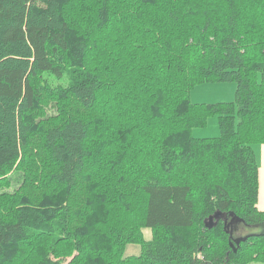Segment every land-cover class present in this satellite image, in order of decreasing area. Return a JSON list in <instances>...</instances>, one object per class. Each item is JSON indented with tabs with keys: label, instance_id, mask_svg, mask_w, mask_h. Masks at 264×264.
<instances>
[{
	"label": "trees",
	"instance_id": "16d2710c",
	"mask_svg": "<svg viewBox=\"0 0 264 264\" xmlns=\"http://www.w3.org/2000/svg\"><path fill=\"white\" fill-rule=\"evenodd\" d=\"M144 1L161 2L169 14L177 15L170 28L159 30L158 38L151 36L156 50L143 52L154 58V64L138 66L142 52L136 49L135 54H129L131 50H127V64L133 66L128 62L132 56L136 64L121 77L136 83H127L122 103L128 117L117 125L130 145L151 142L155 147L159 134L170 137L167 165L175 168L172 174L177 171L173 180L150 178L140 190L132 185L134 194L129 200L123 199L120 190L105 200L97 198L100 209H106L110 217L105 228L97 225V219L75 224L65 209L59 208L63 212L58 213L43 205L49 204L43 200L46 198L38 203L42 207H20L10 221L0 214V264L8 255L12 256L9 264H63L71 255L68 264H264V211L257 207L259 167L254 149L264 143V0H200L211 15L192 0ZM79 10L98 14L103 20L110 15L108 0H0V175L21 157L34 129L29 115L35 108L53 95L58 98L61 89L84 107L98 100L101 83L91 72L77 75L67 88L49 83L61 77L65 64L80 62L89 40L94 43L88 29L73 21ZM93 11L97 12L90 13ZM178 12L186 17L185 22H180ZM88 22L91 27L93 20ZM130 33L126 30L123 35L129 37ZM133 46L141 44L133 41ZM114 66L111 61L107 69L111 78ZM207 82L236 84L234 100L193 102L190 92ZM213 114L218 115L220 134L195 137L192 129L205 125ZM117 118L118 114L113 115V120ZM182 127L185 130L177 133ZM88 137L87 123L75 117L68 116L48 128L45 141L61 166L57 174L61 182L74 184L85 169L90 157ZM203 154L222 164L230 156L234 159L236 198L227 187L225 172L217 171L214 179L189 176L187 168L203 159ZM144 170L135 175L145 177L147 168ZM120 183L125 187L127 181ZM197 198H202L203 209H198ZM216 211L232 212L243 221L231 225L229 216L209 229L204 220ZM52 220L58 224L46 236L50 247L44 251L47 245L29 247L28 251L19 248L21 252L15 253L14 243L29 235L34 240L42 238L52 228ZM144 228L151 229V239L145 238ZM241 236L249 237L234 251L230 242ZM131 243L141 245L139 255H125ZM213 244L218 249L212 251ZM58 250L64 254L57 255ZM51 252L58 261L52 260Z\"/></svg>",
	"mask_w": 264,
	"mask_h": 264
},
{
	"label": "rangeland",
	"instance_id": "374dc122",
	"mask_svg": "<svg viewBox=\"0 0 264 264\" xmlns=\"http://www.w3.org/2000/svg\"><path fill=\"white\" fill-rule=\"evenodd\" d=\"M193 1L197 2L195 4L200 3L203 13L207 12L211 15L210 10L205 8L200 0H192V3ZM160 5L161 2L154 4L144 0H108L109 18L103 20L100 19L98 14H84L81 10H79V15L73 18L74 22L79 21L88 29L94 43L91 45L89 40L86 54L80 59V62L78 64L75 62H70L69 65L65 64L64 68L66 67V69L61 77L52 81L49 80V83H52V86L57 85L67 88L76 80L77 75H81L85 71L91 72L101 83L98 90V100L93 106L84 107L65 89L62 92L63 89H61L57 94L59 99L56 95H53L42 107L35 108L29 115V120L33 123L34 129L28 136L21 157L13 167L0 175V214L5 221L17 217L20 207H31L32 205L42 207L45 205L47 208L51 207L57 210L58 213L63 212L59 208L65 209L67 215L71 216L75 224L97 219V222L99 221L97 225L105 228L110 225L108 221L110 217L106 214V209H100L97 198L105 200V198L120 190L124 193L123 199L129 200L131 195L134 194L132 190L136 187L140 190L142 183L144 182L143 185H145L150 178L163 181L172 179L173 174L177 171L172 174L171 172L175 168L172 170L171 165H167L170 137H163L159 134V138L155 140V143L153 142V144H158L155 147L151 142L148 144L143 141L142 145L141 142H138V145H130V141L127 142L122 139L123 131L117 125L120 123L121 118L128 117L126 110L123 111L124 106L122 103V99L126 96L124 95L126 89L129 87L127 83H136L135 79L131 81L126 77L124 79L121 77L124 72L132 71L134 64H136L133 56L128 61L129 63L132 62L133 66L129 67L130 64H127V50H131L129 54H135L136 49L142 52H138L140 56L138 66L141 63L154 64V58L149 54L145 55L143 52L156 50L157 44L155 45L152 42L155 40H151V36L153 39L158 38L157 33H159V30L166 27L170 28L171 21L175 19L173 16L177 15L176 12L169 14L166 6L162 7ZM193 6L194 4H192ZM125 8H128V11H125ZM186 10L188 14L192 11L191 8ZM178 14L182 16L180 22H185L186 17H183L181 12H178ZM90 19L93 20V23L91 27H88ZM239 19L243 20V14L240 15ZM101 21H103L102 24H100ZM70 26L73 27V23ZM171 28H175V25ZM126 30L131 32L129 37L123 35ZM133 41L141 44V47H134ZM159 54L160 50L155 53V56L157 57ZM111 61L115 62L112 78L107 71ZM249 74L251 75V70ZM235 90L236 84L232 82H207L196 86L190 92V99L193 102H230L235 98ZM115 114H118V118L113 120ZM68 116L83 120L87 123L89 129L86 146L90 157L85 169L76 177L74 184H65L58 179L57 174L61 166L52 158L45 141L48 128L62 123ZM181 129L184 131L185 127L180 128L177 133H180ZM192 131L193 135L199 138L217 137L220 134L218 115L208 116L205 125H198ZM233 144L235 145V140ZM233 144L230 145V149L228 148L229 155L234 148ZM201 157L203 159L200 158L197 162L194 161L187 168V173L195 174H189V176H192L193 179L198 178V176L199 178L214 179L217 171H220L223 175L225 172L224 178L229 181L227 187L233 193L236 185L233 182L234 159L230 156L226 163L222 164L216 162L215 159H208L207 155L203 154ZM217 165L220 166L219 170L216 168ZM167 166L170 170L167 169ZM145 168H147L145 177L135 175ZM227 171L232 172V175H229ZM122 180L127 181L125 187L120 183ZM132 185L134 189L131 187ZM235 193H233V196L236 198ZM42 199L49 202V204L40 205L43 203ZM40 201L41 203L38 204ZM196 202L199 210L204 208L202 198H197ZM87 210H89L88 218L85 217ZM51 224L52 228L47 229L48 232H45L42 238L34 240V237L29 235V238L14 243L12 246L15 248V253L21 252L19 248L28 251L29 247L35 248L37 245L40 247L47 245L49 239H46V236L53 229H57L58 222L52 220ZM54 232L59 234L58 231ZM143 232L146 239H151L152 231L150 228H144ZM64 240L66 241V239ZM50 246L43 247V251ZM222 246L219 248L221 249ZM211 248L212 251L218 249L215 244L211 245ZM57 252L59 253L57 255L64 254L61 250ZM52 253H50L52 260L58 261L59 259L53 258ZM140 253V244L131 243L126 246L125 255H139ZM11 258L10 255L4 258V264H9ZM72 258L73 255L66 257L67 262L63 264H68ZM17 264H21V261Z\"/></svg>",
	"mask_w": 264,
	"mask_h": 264
},
{
	"label": "water",
	"instance_id": "95a60500",
	"mask_svg": "<svg viewBox=\"0 0 264 264\" xmlns=\"http://www.w3.org/2000/svg\"><path fill=\"white\" fill-rule=\"evenodd\" d=\"M231 216L232 219L230 221L231 225L237 224L241 221H243L241 218H239L237 215H235L234 213H230V214H225L221 211H216L214 214L210 215L208 218H206L204 220L205 226L209 229L214 228L215 226H217L218 222L221 219L227 220V218ZM249 236H241L238 238H235L234 242H230V246L234 251H237L238 247L240 246L241 242H244L247 240Z\"/></svg>",
	"mask_w": 264,
	"mask_h": 264
},
{
	"label": "crops",
	"instance_id": "0c3cea01",
	"mask_svg": "<svg viewBox=\"0 0 264 264\" xmlns=\"http://www.w3.org/2000/svg\"><path fill=\"white\" fill-rule=\"evenodd\" d=\"M258 161L259 193L257 207L264 211V143L254 146Z\"/></svg>",
	"mask_w": 264,
	"mask_h": 264
}]
</instances>
